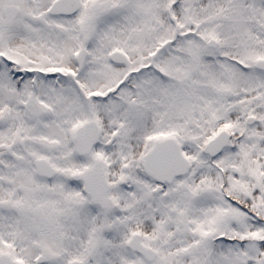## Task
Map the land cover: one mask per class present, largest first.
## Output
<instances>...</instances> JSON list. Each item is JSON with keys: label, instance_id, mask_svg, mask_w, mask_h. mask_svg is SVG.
I'll return each instance as SVG.
<instances>
[{"label": "snow or ice", "instance_id": "snow-or-ice-1", "mask_svg": "<svg viewBox=\"0 0 264 264\" xmlns=\"http://www.w3.org/2000/svg\"><path fill=\"white\" fill-rule=\"evenodd\" d=\"M0 264H264V0H0Z\"/></svg>", "mask_w": 264, "mask_h": 264}]
</instances>
